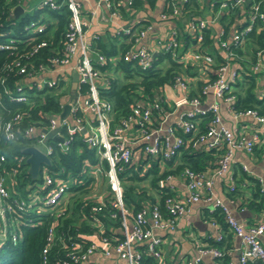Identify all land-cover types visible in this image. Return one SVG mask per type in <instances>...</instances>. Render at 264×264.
Listing matches in <instances>:
<instances>
[{"label": "built area", "instance_id": "obj_1", "mask_svg": "<svg viewBox=\"0 0 264 264\" xmlns=\"http://www.w3.org/2000/svg\"><path fill=\"white\" fill-rule=\"evenodd\" d=\"M137 0H100L99 6H104L112 15L119 13L121 7H132ZM145 1V0H140ZM218 10L215 5L218 0H210V16L189 20L188 26L192 33L197 34V41L193 47L180 53L184 44L174 31L167 39L157 42L156 50L140 45V41L152 29L151 25L135 31L130 39L133 45L121 56L116 57L125 62H133L142 70L153 67L157 55L161 52H170L172 57L184 67L192 66L202 70L199 76L202 86L198 95L192 96L190 74L179 73L174 77L172 87L180 93L173 102L167 104L172 110L164 111L162 103L155 101H138L133 112L120 123L113 124V105L100 95L99 87L108 83L106 76L98 65H105L107 57L101 53H93L92 43L100 38L99 33L88 34L92 20L84 17L81 0H41L39 8L59 10L66 4L71 11V20L63 40V46L58 48L46 62L38 65L31 57L39 49L47 47L46 40L35 43L34 34H41L45 30V23L41 22L42 15L37 21L31 20L23 26L25 40L16 43L13 38L0 41V50L15 51V58L5 66V69H15L20 78L15 83L12 99L15 102L29 103L36 92L44 90L50 96L61 99V111L48 115L45 125H28L21 133L34 139L33 147L46 155L51 165L52 148L50 141H54L64 150H68L74 137L79 133L90 148L97 150L100 161L91 165L88 174L94 179L87 197L98 205L94 211H101L110 206L112 218H120L122 236L110 237L105 234V226L98 217L94 222L99 224L90 233H80L89 243L84 246L79 240L72 243L67 252L71 261L77 264H105L106 259L116 256L125 261V264H142L144 254L152 255L157 264H174L165 258L163 247L165 232H175L179 227V220L185 214L191 203H212L221 208L230 225V229L240 237L242 249L239 264H255L256 259L264 262V187L261 191V218L254 225H243L232 215L225 202L218 197L214 184L217 177L229 172L237 150L254 153L258 146L264 144V115L257 109H237V84L244 79L246 69L242 62L251 60L250 69L258 77L260 98H264V48L257 49L253 58L249 55L241 56L233 48L244 49L249 42L247 37L251 31L264 23V0H219ZM189 0H167L166 8L161 12L162 20L181 19L185 6ZM22 6L26 10V3ZM247 6H250L247 9ZM240 9L234 19L227 21V27L220 26L215 35L218 51L222 52V63L214 70L215 78L211 76L212 66L215 64L213 53L203 46L204 30L212 28L215 22L220 23V15L225 10L230 12ZM23 11V13H24ZM22 13V14H23ZM94 11L92 16L96 15ZM45 17V16H44ZM46 18V17H45ZM261 28L258 29L260 31ZM214 31V30H213ZM131 28L120 29L116 34L130 35ZM16 34L14 28L0 31V37H11ZM222 37H225V39ZM214 40V42H215ZM26 44L18 49L19 44ZM23 45V44H22ZM233 46V48H232ZM156 54V57H155ZM78 75L75 95H72V73ZM213 94L215 101L204 106V100ZM166 100V98H165ZM224 101L229 113L236 119L252 118L255 126H246L249 133H239L229 128L221 115V103ZM167 101V100H166ZM70 105L67 116L63 117L66 105ZM182 106H189L181 113L179 121L166 125L171 114ZM169 108V107H168ZM22 119L16 113L12 121H5L0 125V135L6 140H13L19 131L13 129V123ZM54 131L52 134H50ZM62 139V140H61ZM264 146V145H263ZM141 147L139 153L160 159L162 171H166L167 161L172 160L183 150H199L211 152L216 157V165L210 170H194L186 166L179 173H169L158 182L159 187L167 189L163 202L144 204L136 213L131 212L123 200V183L119 173L125 165L131 163L141 165L135 151ZM135 156L138 160H135ZM108 164L105 167L104 162ZM4 161V156H0ZM48 166H41L40 172L33 185H27L26 196L22 197L7 187L5 177L0 175V246L6 241L15 244L19 240L18 225L22 215L29 209L37 212H48L51 223L47 230V244L42 252V264L46 262V253L54 240L55 229L60 218L66 214L71 201L72 178L55 177ZM150 163L144 165L149 168ZM246 169V166L244 167ZM161 171V173H162ZM182 176L186 183V194H177L176 177ZM10 177H13L10 175ZM35 187V189H33ZM232 185L230 191H236ZM14 193V196L11 193ZM12 215V216H10ZM212 242L196 240L197 252L194 256L186 257L183 264H203L204 256L224 258L228 254L226 246L219 242L225 240V231L221 225ZM191 237H196L194 234ZM70 264V262H66Z\"/></svg>", "mask_w": 264, "mask_h": 264}, {"label": "trees", "instance_id": "obj_2", "mask_svg": "<svg viewBox=\"0 0 264 264\" xmlns=\"http://www.w3.org/2000/svg\"><path fill=\"white\" fill-rule=\"evenodd\" d=\"M27 1V2H26ZM31 0H0V31H6L8 28H14L16 34L14 36L0 37V41L6 38H13L18 44L19 41L25 40L23 26L31 21H37L42 15L41 22L45 23V30L41 34H34L35 43L46 40L47 47L39 49L31 60L38 65L40 62H46L63 46L64 36L67 30L69 21L71 20V11L66 4H63L59 10H47L39 8V0L37 6L27 10L19 17L15 18L14 9L19 5L30 6ZM151 8L156 6L158 0H145ZM62 2L63 0H58ZM141 3L137 0L134 7L138 8ZM220 1L216 3L215 9L218 10ZM133 7V8H134ZM120 8H122L120 6ZM204 6L199 0H189L185 6V14L181 18L189 20L196 18H206L204 16ZM250 6H247L249 9ZM124 15L126 10L122 9ZM240 9L235 11H223L220 15V24L227 27V21L234 19ZM46 15V18L44 17ZM141 23H139L140 25ZM145 24V25H143ZM143 27L148 23H142ZM258 27L251 31L247 37L249 42L245 48H232L241 55H249L253 58L257 49L264 48V23L257 24ZM142 27V28H143ZM261 28L260 31L258 29ZM135 28H131V34H111L107 33L104 36L100 35L92 43V51L101 53L107 57V63L103 66L98 65L101 72L106 76L108 83L99 87L100 95L104 100H107L113 105V124L120 123L123 118L128 117L138 101L148 102L159 100L162 103L164 111H168V104L163 96L162 90L166 85L173 83L174 77L179 73H188L195 75L194 67H184L183 64L173 59L170 52H161L157 55L154 65L148 70H142L133 62H125L115 59L121 56L133 45L131 35L135 32ZM121 38H129V43L121 42ZM180 40L185 39V44L180 53L183 54L189 47L186 45L197 41L196 33H180ZM225 37H222V39ZM215 32L212 28L204 30L203 46L210 48L214 44ZM23 44V45H22ZM19 44L18 49L26 47L25 43ZM28 48V47H26ZM215 57V64L212 66L211 76L215 78L214 70H217L223 59L222 54L213 47L211 51ZM15 51L0 50V125L5 121H12L16 113L22 115L19 122L13 123V129L19 131L13 140H6L0 135V156H4V161H0V175L5 177L7 187L14 193L25 197L27 185H33L40 179L33 180L28 174V165L26 163L27 155L22 150L32 146L34 139L23 135V130L28 125L41 126L47 122L48 115L59 113L61 111V99L59 97L50 96L46 91L41 90L36 92L29 100V103L15 102L12 99V94L15 90V83L20 78V75L15 69L7 70L6 65H9L15 58ZM251 60L242 62V67L246 69L244 79L237 84L235 91L238 96L236 103L237 109H257L264 115V98H260L258 94L259 84L257 75L250 69ZM118 72L123 73V79L117 76ZM116 74V76H115ZM198 85L201 87L202 82ZM45 123V124H44ZM52 154L50 156L51 165L48 166L55 177L72 178V185L69 191L72 192L71 201L68 204L66 214L63 215L57 225L54 240L49 245L46 253L45 264H77L70 260L67 252L72 248L74 241H81L86 246L89 241L81 237L80 233H90L97 226L94 222V217L105 226V234L113 237L114 235L122 236L120 231V218H112L110 206L103 207L101 211H94L93 207L98 205L97 202L91 201L87 194L90 192L93 178L88 174V169L91 165L97 164L100 161V156L97 150L90 148L82 139V134H77L68 150H64L54 141H50ZM138 151L141 147H137ZM136 151L135 155L139 156V163L125 165L119 175L123 183V200L126 207L133 213L139 211L145 202L156 203L157 200L163 202L166 197L167 189H161L158 185L160 179L164 178L169 173H179L186 166L194 170H204L207 162L214 160L211 152H190L183 150L181 156H176L172 160L167 161L166 171L161 173V164L159 158L147 156ZM136 160V156H135ZM180 160L175 169H173L176 161ZM104 165L108 168L107 162L104 160ZM150 163L149 168H144V165ZM13 176V177H10ZM149 181L153 190H157V195L149 194V190L142 187V182ZM11 193V192H10ZM14 193H11L14 196ZM258 195L261 198L260 186H258ZM12 216V215H10ZM214 216L217 221L223 226L226 234L230 225L225 217V213L219 207L214 211ZM13 217V216H12ZM51 223V218L48 212H37L34 209L25 211L22 215L21 222L18 225L20 233L19 240L15 244L6 241L0 246V264H42L43 248L47 244V230ZM226 240V238H225ZM225 240L219 242L220 246H226ZM213 241V240H212ZM223 259V264L226 262V256ZM142 264H157L156 259L152 255L144 254ZM80 264V263H79Z\"/></svg>", "mask_w": 264, "mask_h": 264}, {"label": "crops", "instance_id": "obj_3", "mask_svg": "<svg viewBox=\"0 0 264 264\" xmlns=\"http://www.w3.org/2000/svg\"><path fill=\"white\" fill-rule=\"evenodd\" d=\"M81 1L83 3L84 17L92 20V26L88 31L89 35L95 33H99L101 36H104L107 33L114 35L120 29L133 27L137 31L141 29L143 25H145H142V23H148L152 26V29L140 41V45L148 46L151 49L156 50L157 42L161 39H167L174 31L178 32V34L192 33V31L189 29L186 18L168 21L162 20L160 14L164 8H166L167 0H158L154 8H151L146 1H140L143 3H141L138 8H135L134 6L122 7L119 10V13L116 15H112L110 11L105 9L104 6H99L100 0ZM199 1L202 4L205 2L203 0ZM209 2L210 0L206 1V5H204V9L206 7V9L209 11L208 16L205 17L210 16ZM122 9L126 10V15H124ZM94 11H96L97 14L92 16ZM139 23L141 24L139 25ZM220 26L221 25L219 22H215L213 24L215 35L219 33ZM120 41L129 43V38H121ZM181 41L183 44L186 42L185 39H182ZM193 45L194 43L191 41V43L187 44L186 47L188 46L190 50ZM216 46L217 44L215 40L214 44L208 49L212 51L213 47L217 49ZM219 53L222 54L221 51ZM194 70L196 74H190L189 76L192 85V96L198 95L200 90L198 83L201 82L199 76L203 74L202 70L200 71L196 68H194ZM118 74L119 77L123 79V73L118 72ZM162 93L168 103H173L180 96V93L176 91L172 85H166L163 88ZM214 101L215 98L211 93L206 97L203 103L204 106H207L212 104ZM220 103L223 121L229 128L236 130L239 133L245 131V133L248 134L249 129H247L246 126H255L254 120L252 118L236 119L231 113L228 112L225 102L221 100ZM168 107L170 110H172L170 106ZM188 108L189 106H182L175 110L168 118L166 125L178 122L181 113ZM263 145L258 146L255 152L252 154L244 150H237L229 172L215 179L214 189L216 194L225 202L236 220L246 226L258 223L261 218V204L260 196L258 195V186L264 187ZM136 151H138L137 148ZM190 152L205 151L191 150ZM181 155L182 153L178 156ZM212 155L214 160L207 162L204 170H210L216 165V157L214 154ZM136 160L138 159L136 158ZM180 163V160L176 161L173 169H175V167ZM245 166L246 169L244 168ZM160 169L162 171L163 168ZM176 180V186L178 188L177 194L181 196L185 195L187 192L185 179L182 176L177 175ZM232 185H236V191H230ZM150 193L157 195V190H150L149 194ZM144 204L152 203L145 202ZM215 210L216 207L214 204L205 203L203 201L194 202L189 205L187 212L183 214L179 220L178 229L175 232H165L163 234V247L165 250V258L168 262L174 264H183L186 257L194 256L197 252L196 240H201L202 242L207 243L212 242L213 238L218 233V227L216 225H221L214 216ZM95 225L99 224L95 223ZM221 227L223 229L222 225ZM192 234H194L196 237H191ZM225 238V245L228 249L226 262L228 264H239V257L242 249V241L240 237L237 236L229 227L228 231L226 230ZM262 240L264 243V234L262 236ZM223 261V259L207 255L204 256L202 263L223 264ZM104 263L125 264V261L114 256L113 258L106 259Z\"/></svg>", "mask_w": 264, "mask_h": 264}, {"label": "water", "instance_id": "obj_4", "mask_svg": "<svg viewBox=\"0 0 264 264\" xmlns=\"http://www.w3.org/2000/svg\"><path fill=\"white\" fill-rule=\"evenodd\" d=\"M24 9L22 6L15 7L13 13L15 18L19 17L23 13ZM156 57V54H155ZM78 75L76 72H73V83H72V95H75V89L77 88ZM70 110V105L67 104L65 107V112L63 113V117L67 116ZM52 131L50 134H52ZM62 140V139H61ZM22 152L27 155L26 163L28 165V174L30 177L35 180L40 172L41 166H48L50 164L49 158L36 149L33 146L26 147L22 150ZM255 264H264L261 259H256Z\"/></svg>", "mask_w": 264, "mask_h": 264}, {"label": "rangeland", "instance_id": "obj_5", "mask_svg": "<svg viewBox=\"0 0 264 264\" xmlns=\"http://www.w3.org/2000/svg\"><path fill=\"white\" fill-rule=\"evenodd\" d=\"M203 1H209V0H203ZM38 2H39V0H31L30 1V6H28L27 8H26V11L25 12H28L29 13V11H27V10H30L29 8H34L35 6H37V4H38ZM204 2V4H203V6L204 5H206V3ZM203 9V8H202ZM203 11H204V16H208V14H209V11L206 9V7H205V9H203ZM45 17H46V15H45ZM115 76H116V74H115ZM117 76H119V74H117ZM142 184V187L144 188V189H146V188H148V189H150V190H152L153 191V188H152V186H151V184L149 183V181H146V182H142L141 183ZM33 189H35V187H33ZM149 190V191H150Z\"/></svg>", "mask_w": 264, "mask_h": 264}]
</instances>
